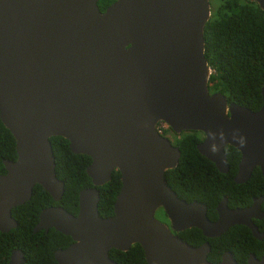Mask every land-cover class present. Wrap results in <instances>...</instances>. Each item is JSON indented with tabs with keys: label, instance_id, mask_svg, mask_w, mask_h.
Instances as JSON below:
<instances>
[{
	"label": "water",
	"instance_id": "1",
	"mask_svg": "<svg viewBox=\"0 0 264 264\" xmlns=\"http://www.w3.org/2000/svg\"><path fill=\"white\" fill-rule=\"evenodd\" d=\"M264 10V0H244ZM209 0H0V122L14 139L16 157L2 159L0 232L16 227L10 210L30 198L34 184L59 201L51 136L67 140L73 154L90 158L92 184L77 195V212L42 208L32 228L54 229L71 243L53 252L57 264H115L110 249L138 244L146 264H236L228 251L206 260L209 244L191 247L174 232L194 227L205 238L243 225L260 239L243 209L225 198L206 217L203 203L179 199L164 172L179 151L157 130L196 131L198 153L219 173L227 171L223 148L239 153L235 184L258 167L264 180V84L256 111L227 103L207 88L203 28ZM117 170L120 188L112 215L97 212L98 190ZM160 209L168 224L154 214ZM251 218H259L251 216ZM18 249L7 264H23ZM245 264H264L249 254Z\"/></svg>",
	"mask_w": 264,
	"mask_h": 264
},
{
	"label": "trees",
	"instance_id": "2",
	"mask_svg": "<svg viewBox=\"0 0 264 264\" xmlns=\"http://www.w3.org/2000/svg\"><path fill=\"white\" fill-rule=\"evenodd\" d=\"M112 0H97L99 11ZM211 14L203 28L204 57L211 70L207 88L209 93L219 92L227 103L256 111L261 104L260 87L264 84V10L244 0H209ZM164 126V127H163ZM161 134L170 133L171 144L179 151L174 168L166 170V184L176 196L189 203H203L206 217L215 218V206L222 196L227 206H244L252 196L264 194V180L254 169L250 178L243 184H235L228 174L219 173L214 165L195 149L201 140L199 132L186 131L174 134L162 122L157 124ZM54 158L55 177L63 182V191L59 201H53L37 184L31 190L30 198L23 204L11 209L16 227L8 233H0V264H7L9 253L17 248L23 255V264H57L53 258L56 249H63L70 238L52 228L46 232H32L38 213L48 206H61L69 214L77 212V195L83 188L92 186L85 174L90 158L84 154H73L68 142L60 136L48 138ZM226 165L231 169L238 157V151L231 146L223 148ZM16 157L14 139L0 122V174L4 172L2 159L13 161ZM234 168L231 171V176ZM117 170H113L105 184L98 190L97 212L99 217L112 215V205L120 188ZM159 221L167 223L163 212L158 209L154 214ZM178 236L191 247H197L206 241L209 251L206 260L219 261L220 255L228 251L236 264H245L248 252L264 246V241L255 240L243 225L229 227L218 237L205 238L194 228H187ZM109 258L115 264H146L143 251L133 244L126 251L110 249Z\"/></svg>",
	"mask_w": 264,
	"mask_h": 264
},
{
	"label": "flooded vegetation",
	"instance_id": "3",
	"mask_svg": "<svg viewBox=\"0 0 264 264\" xmlns=\"http://www.w3.org/2000/svg\"><path fill=\"white\" fill-rule=\"evenodd\" d=\"M101 12V11H100ZM168 134H170V133H168ZM166 135V134H165ZM165 135H163V136H165ZM171 135V134H170ZM201 136V135H200ZM172 137V136H171ZM201 139H202V136H201ZM170 142H171V140H170ZM238 163H239V154H238V157H237V159L234 161V165H232V167H231V169H229V166L227 165V171L224 173V174H228V176L232 179V181H233V178L236 176V174H237V167H238ZM233 168H234V173H233V175L231 176V171L233 170ZM254 169H257L258 171H259V169H258V167H253L252 169H251V171H250V173H249V175H248V179L250 178V175H251V173H252V171L254 170ZM5 173V170H4V172L3 173H1V174H4ZM223 174V173H222ZM260 174V173H259ZM247 179V180H248ZM246 180V181H247ZM245 181V182H246ZM245 182H243V183H245ZM243 183H241V184H243ZM222 198H225L224 196H222L221 198H220V200L222 199ZM219 200V201H220ZM218 201V202H219ZM217 202V203H218ZM225 203H226V207L228 208V209H243L244 210V212L242 213V215H248L249 217H250V219H251V221H252V223L254 224V226L256 227V229H257V232H258V234L260 235V239H256V238H254L255 240H257V241H264V194L263 195H257V196H252L251 198H250V200H249V203L247 204V205H244V206H239L238 204L237 205H235V206H231V207H228L227 206V201H226V198H225ZM10 214H11V210H10ZM253 215H255V216H258L259 218H251V216H253ZM12 217V216H11ZM13 218V217H12ZM107 218V217H106ZM215 218H216V215H215ZM214 218V219H215ZM14 219V218H13ZM157 219V218H156ZM213 219V220H214ZM158 220V219H157ZM14 221L16 222V220L14 219ZM159 221V220H158ZM161 222V221H160ZM164 223V222H163ZM165 224H168V222L167 223H165ZM17 226V225H16ZM13 228H15V227H12V228H7L6 229V231L5 232H0V233H8L11 229H13ZM183 231V230H182ZM182 231H178V232H174V235H176L178 238H180L179 236H178V233H180V232H182ZM181 239V238H180ZM182 240V239H181ZM70 243H71V239H70ZM69 243V244H70ZM68 244V245H69ZM67 245V246H68ZM14 249H17V248H14ZM19 250V249H18ZM55 251V250H54ZM225 252V251H224ZM249 254H252V255H254V257H255V259H257L258 261H260L261 259H263L264 260V246H260V247H258V248H256L255 249V252H248V254L247 255H249ZM23 257V256H22ZM247 258V257H246ZM235 261V260H234ZM245 261H246V259H245Z\"/></svg>",
	"mask_w": 264,
	"mask_h": 264
},
{
	"label": "rangeland",
	"instance_id": "4",
	"mask_svg": "<svg viewBox=\"0 0 264 264\" xmlns=\"http://www.w3.org/2000/svg\"><path fill=\"white\" fill-rule=\"evenodd\" d=\"M212 1V0H211ZM210 11H211V9H210ZM168 138H169V140H172V137H171V135L170 134H168L167 133V135H166Z\"/></svg>",
	"mask_w": 264,
	"mask_h": 264
},
{
	"label": "clouds",
	"instance_id": "5",
	"mask_svg": "<svg viewBox=\"0 0 264 264\" xmlns=\"http://www.w3.org/2000/svg\"><path fill=\"white\" fill-rule=\"evenodd\" d=\"M211 12V11H210ZM165 125V124H164ZM164 127V126H163ZM156 130H157V125H156ZM161 134V133H160ZM163 134V133H162ZM161 134V135H162ZM167 135V134H166ZM165 135V137L169 140V138ZM163 136V135H162Z\"/></svg>",
	"mask_w": 264,
	"mask_h": 264
},
{
	"label": "built area",
	"instance_id": "6",
	"mask_svg": "<svg viewBox=\"0 0 264 264\" xmlns=\"http://www.w3.org/2000/svg\"><path fill=\"white\" fill-rule=\"evenodd\" d=\"M157 131H158L159 133H161V129H158V128H157Z\"/></svg>",
	"mask_w": 264,
	"mask_h": 264
}]
</instances>
